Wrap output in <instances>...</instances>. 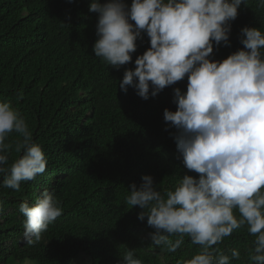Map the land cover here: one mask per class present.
Listing matches in <instances>:
<instances>
[{"label": "clouds", "instance_id": "obj_1", "mask_svg": "<svg viewBox=\"0 0 264 264\" xmlns=\"http://www.w3.org/2000/svg\"><path fill=\"white\" fill-rule=\"evenodd\" d=\"M102 1L52 0L50 4L66 21L79 13L93 18L91 53L115 69L132 62L137 39L147 34L150 47L136 57L134 68L124 70L121 90L127 92L131 86L147 100L187 76L180 83L187 85L186 91L173 90L176 110L163 112L164 121L177 130L167 135L165 146L172 150L164 148V153L172 168L179 165L198 175L185 174L162 192L143 166L129 181L125 197L129 209L139 206L138 219L147 217L154 229L148 233L152 245L174 253L187 237L198 246L177 264H232L240 251L234 248L229 255L214 246L243 227L254 237L249 264H264V30L243 27V48L223 60L210 59L214 44L228 45L230 31L247 23L230 24L247 0H131L130 7L124 0ZM258 2L264 7V0ZM47 71L45 64L42 81ZM82 84L83 91L90 86L87 77ZM71 88L76 91L74 84ZM12 132L20 137L14 145L6 143ZM13 147L22 155L9 166ZM46 164L43 148L33 140L25 118L9 102L0 101L3 186L20 191L21 182L43 174ZM19 212L26 218L23 239L34 246L63 208L44 189L34 204L20 203ZM24 264L32 261L26 259ZM120 264L144 262L135 249H127Z\"/></svg>", "mask_w": 264, "mask_h": 264}, {"label": "trees", "instance_id": "obj_2", "mask_svg": "<svg viewBox=\"0 0 264 264\" xmlns=\"http://www.w3.org/2000/svg\"><path fill=\"white\" fill-rule=\"evenodd\" d=\"M51 1L0 0V101L9 102L25 118L47 158L45 172L22 181L20 191L5 188L0 175V264H23L26 259L32 264H120L127 249H135L144 264H177L198 246L187 237L174 253L152 245L148 233L154 229L147 217L138 219L142 210L129 209L125 197L131 175L143 166L162 192L185 174L198 175L179 165L172 168L164 153V148L172 150L165 146L167 135L177 130L164 121L163 112L176 110L173 90L186 91L187 85L180 83L187 76L147 100L131 86L124 92L119 81L150 47L147 34L137 39L132 62L115 69L91 53L93 18L79 13L66 21ZM124 2L130 7L131 0ZM235 21L247 23L230 31L228 45L214 44L210 59L223 60L243 48V27L264 30V7L258 0H247L230 24ZM45 64L48 71L42 81ZM86 77L90 86L83 91ZM19 138L12 132L6 143L14 145ZM20 155L13 147L8 165ZM44 189L60 201L63 213L41 241L30 246L23 239L26 218L19 205L34 204ZM253 240L243 227L214 249L230 255L235 248L241 256L232 264H249Z\"/></svg>", "mask_w": 264, "mask_h": 264}, {"label": "rangeland", "instance_id": "obj_3", "mask_svg": "<svg viewBox=\"0 0 264 264\" xmlns=\"http://www.w3.org/2000/svg\"><path fill=\"white\" fill-rule=\"evenodd\" d=\"M24 264V263H23Z\"/></svg>", "mask_w": 264, "mask_h": 264}]
</instances>
